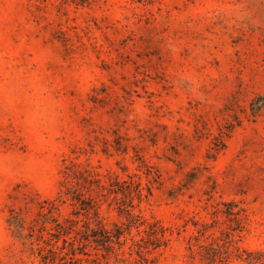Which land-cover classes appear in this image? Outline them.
<instances>
[{"label":"rangeland","instance_id":"obj_1","mask_svg":"<svg viewBox=\"0 0 264 264\" xmlns=\"http://www.w3.org/2000/svg\"><path fill=\"white\" fill-rule=\"evenodd\" d=\"M145 164L157 264L216 237L225 264H264V0H0V264H41V210L75 218L68 167L145 183Z\"/></svg>","mask_w":264,"mask_h":264},{"label":"trees","instance_id":"obj_2","mask_svg":"<svg viewBox=\"0 0 264 264\" xmlns=\"http://www.w3.org/2000/svg\"><path fill=\"white\" fill-rule=\"evenodd\" d=\"M145 167L142 172L146 176L145 183L142 176L134 174L128 180L116 176L109 184L92 171L68 167L63 183L66 191L60 201L72 202L75 218L55 217L54 211L58 206L53 203L25 227L28 231L25 238L30 240L31 251L41 258V264H113L110 262L112 258L114 264H157L154 253L169 240L162 227L148 223L142 215L134 212L136 201L140 203L151 196L157 183L152 168ZM109 199L117 205L119 213L126 216L127 224H114L110 228L104 223L99 210L101 202ZM232 215L242 224L240 212ZM143 225L146 228L139 230ZM209 227V224L202 223L199 233L204 235ZM133 228L138 229L136 235L131 234ZM194 239L198 240L196 236ZM217 240L218 237L214 243L199 246L197 250L191 248L194 258L200 256V262L193 264H225L229 254L218 244L216 246Z\"/></svg>","mask_w":264,"mask_h":264}]
</instances>
